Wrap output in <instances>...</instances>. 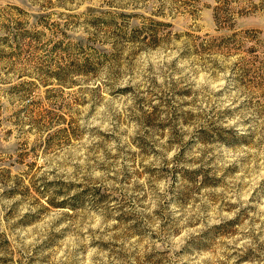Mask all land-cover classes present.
<instances>
[{
    "label": "rangeland",
    "instance_id": "374dc122",
    "mask_svg": "<svg viewBox=\"0 0 264 264\" xmlns=\"http://www.w3.org/2000/svg\"><path fill=\"white\" fill-rule=\"evenodd\" d=\"M0 264H264V0H0Z\"/></svg>",
    "mask_w": 264,
    "mask_h": 264
}]
</instances>
